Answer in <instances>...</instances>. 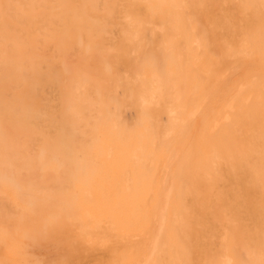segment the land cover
I'll use <instances>...</instances> for the list:
<instances>
[{
	"label": "rangeland",
	"instance_id": "1",
	"mask_svg": "<svg viewBox=\"0 0 264 264\" xmlns=\"http://www.w3.org/2000/svg\"><path fill=\"white\" fill-rule=\"evenodd\" d=\"M263 102L264 0H0V264H264Z\"/></svg>",
	"mask_w": 264,
	"mask_h": 264
},
{
	"label": "bare ground",
	"instance_id": "2",
	"mask_svg": "<svg viewBox=\"0 0 264 264\" xmlns=\"http://www.w3.org/2000/svg\"><path fill=\"white\" fill-rule=\"evenodd\" d=\"M227 52V51H226ZM239 53V52H236ZM210 55V53H208ZM235 61V60H234ZM214 65L213 63H211V59L210 58H206L204 60V68L205 70V77H209V76H215L218 79H221V81L225 82V75L226 72L221 71V69H216L215 66H219L218 63H216L215 61ZM251 66H255V65H251ZM209 67H212L214 69H208ZM236 74V71L233 70L231 72V74ZM252 71L248 70L246 71L243 75L247 76V75H251ZM235 84V88L230 91V92H225L223 91L219 96H217L212 102H208L207 104V120H208V125L212 124V126H216L218 125L219 127L227 125V122H225V120H227L226 118H222L220 120H218L217 118L214 117V115L218 114H223V115H231L232 113L239 115V112L236 110L235 106H239L242 105V101L240 100L239 96L243 95V92H245V87H242L240 85ZM220 90H223V88H219ZM218 89V90H219ZM217 90V89H216ZM144 101V100H142ZM264 106V102L262 104ZM249 108V112L251 114L252 120L253 121H258L260 119V115H256L255 114V109L252 106H248ZM262 111H264V108L262 109ZM84 210H87V200H84Z\"/></svg>",
	"mask_w": 264,
	"mask_h": 264
}]
</instances>
